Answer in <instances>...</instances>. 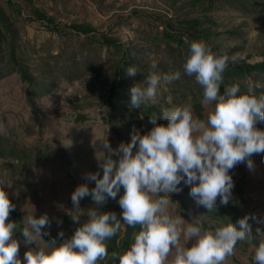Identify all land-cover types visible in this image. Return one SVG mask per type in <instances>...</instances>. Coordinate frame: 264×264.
Listing matches in <instances>:
<instances>
[{
    "label": "rangeland",
    "instance_id": "rangeland-1",
    "mask_svg": "<svg viewBox=\"0 0 264 264\" xmlns=\"http://www.w3.org/2000/svg\"><path fill=\"white\" fill-rule=\"evenodd\" d=\"M193 1L0 0V181L11 184L5 190L15 204L9 220L19 226L14 236L20 241L21 259L27 247L34 246L23 243L20 231L33 212L36 217L46 214L51 221L42 229L38 245L59 239L60 231L68 238L78 227L69 215L71 194L81 183L94 187L85 174L98 170V138L107 135L113 148L130 142L134 131L143 134L151 129L152 115L166 124L162 108L172 105H188L199 118L195 105L201 104L202 119L206 117L212 105L202 102L201 87L182 69L187 45L168 39L166 27L179 33L176 24L181 18L198 16L202 26L210 24L211 45L221 52L235 55L237 61L264 60V0ZM45 15L52 18L46 20ZM205 16L212 22H205ZM80 22H90L93 30L78 32L73 24ZM109 38L115 42L107 43ZM153 62L158 72L179 71L181 77L167 91L162 89L157 103L145 112V105L130 106L129 90L137 83L144 86ZM129 66L136 67L135 76L126 74ZM227 77L221 89L238 84L247 91L249 84L264 85V69L243 79ZM113 86L119 99L111 106L107 101ZM167 97L172 105L165 102ZM260 123L257 127L264 129V121ZM252 159V170L246 163L230 170L232 197L227 205L217 200L211 212L196 204L189 184L181 182V190L169 194L173 215L189 222L201 216L205 227L229 222L239 227L237 222L245 215L258 218L259 223L249 220L253 238L239 241L225 264H253L259 242L256 228L264 230V155ZM118 199L119 194L101 210L121 215ZM93 206L91 197L80 201L81 212ZM85 219L82 215L81 221ZM126 228L106 242L109 258L99 264H118L111 253L130 246L122 245Z\"/></svg>",
    "mask_w": 264,
    "mask_h": 264
},
{
    "label": "clouds",
    "instance_id": "clouds-1",
    "mask_svg": "<svg viewBox=\"0 0 264 264\" xmlns=\"http://www.w3.org/2000/svg\"><path fill=\"white\" fill-rule=\"evenodd\" d=\"M184 42L187 53L182 69L201 87L202 102L212 105L206 117L194 118L190 106L172 105L167 97L165 102L172 106L162 108L166 124L158 123L154 114L149 131H134L130 142L116 148L107 135L98 138V170L85 174L94 187L81 183L71 194L69 215L78 227L70 237L64 238L60 231L59 239L41 246L37 240L51 221L46 214L36 217L33 212L20 229L23 243L34 245L27 247L22 259L20 241L14 236L19 226L9 220L15 204L5 185L11 184L0 181V264H99L109 258L106 242L122 226L138 231L133 232L127 249L111 253L118 264H225L235 255L239 241L253 238L249 220L260 222L254 215L240 218L239 227L231 222L205 227L201 216L189 222L169 211L173 203L169 194L180 191L181 182L191 185L190 196L208 212L216 209L217 200L227 205L234 188L230 170L242 163L252 170V157L264 155V129L257 127L264 121V92H255L264 85L249 84L247 91H241L238 84H232L221 91L223 74L237 57L214 52L203 40L185 37ZM150 68L144 86L137 83L129 90L133 108L157 103L160 91H167L181 77L179 71L158 72L155 62ZM125 71L135 76L137 69L129 66ZM118 194L120 217L114 211H102ZM85 197H91L94 206L81 212L80 201ZM82 215L87 219L81 221ZM255 236L259 242L252 261L264 264V230L257 227Z\"/></svg>",
    "mask_w": 264,
    "mask_h": 264
},
{
    "label": "trees",
    "instance_id": "trees-1",
    "mask_svg": "<svg viewBox=\"0 0 264 264\" xmlns=\"http://www.w3.org/2000/svg\"><path fill=\"white\" fill-rule=\"evenodd\" d=\"M195 1H198L197 3H203V0H194L192 2V4H194ZM44 18L46 20L51 19L52 17L49 16H44ZM205 22H209L211 23L212 20L209 17L205 16ZM49 26V24H47ZM178 27V29L180 30L179 33L175 32V30H170L166 27L164 34L165 36L172 40V41H176L179 44H185L184 42V38L187 37L189 40L191 39H199V40H203L205 42L208 43V45L211 46V48L213 49L214 52L217 53H223L221 52L216 46V45H211V28H209L210 24L208 26H202V20L198 17V16H193V17H189V18H181L180 21L176 24ZM73 27L78 31V32H82V33H88L89 31L93 30V26L90 22H80V23H74ZM177 29V30H178ZM115 42V39H107V43L112 44ZM186 45V44H185ZM229 71H225L224 75V79H228L227 76H235L238 79H243L245 78L247 75H250L251 73L255 72V71H261L262 69H264V60L259 61V62H248L246 60H242V61H237L236 63H229L228 68ZM113 89V93L112 96L108 97V104H110L111 106L114 105V100H116L118 97L119 92L116 89V86L112 87ZM241 89V88H240ZM221 91H223V89H221ZM259 91L264 92V90L259 88ZM115 97V98H114ZM114 98V99H113ZM119 99V98H118ZM153 108L152 104H145V108L144 110H146L145 112L150 111ZM195 108H197L196 113L198 115V117L200 119H202V114L200 113V108H201V104H196ZM261 124L260 122L257 124L259 125ZM222 205V204H219ZM231 205V204H230ZM216 206H218V204H216ZM118 208V206H117ZM119 210V209H118ZM14 212V211H13ZM15 213V212H14ZM117 216L120 217L119 211L117 213ZM133 231H138V228H132V227H128L126 228L125 231V236H124V240L122 245L127 247L130 243H131V234L133 233Z\"/></svg>",
    "mask_w": 264,
    "mask_h": 264
}]
</instances>
